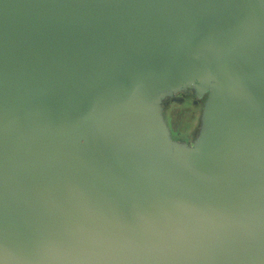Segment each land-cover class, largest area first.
Here are the masks:
<instances>
[{"label": "water", "instance_id": "water-1", "mask_svg": "<svg viewBox=\"0 0 264 264\" xmlns=\"http://www.w3.org/2000/svg\"><path fill=\"white\" fill-rule=\"evenodd\" d=\"M188 47L225 81L214 157L166 169L151 120L93 131ZM0 95L94 139L0 140V264H264V0H0Z\"/></svg>", "mask_w": 264, "mask_h": 264}, {"label": "rangeland", "instance_id": "rangeland-1", "mask_svg": "<svg viewBox=\"0 0 264 264\" xmlns=\"http://www.w3.org/2000/svg\"><path fill=\"white\" fill-rule=\"evenodd\" d=\"M184 57L183 73L164 77L157 83L152 81L142 95L131 99L122 93L113 113L99 109L93 131L106 136L110 128L126 122L128 117L151 120L158 127L164 150L163 157L158 156V163L163 162L166 169L172 171L183 166L196 153L199 157H214L219 149L216 135L221 131L227 95L225 81L217 74L203 79L200 68L195 69L194 48H185Z\"/></svg>", "mask_w": 264, "mask_h": 264}, {"label": "crops", "instance_id": "crops-1", "mask_svg": "<svg viewBox=\"0 0 264 264\" xmlns=\"http://www.w3.org/2000/svg\"><path fill=\"white\" fill-rule=\"evenodd\" d=\"M43 127L40 114L36 113L34 108L0 95V140L16 145L53 142L61 147L70 148V151L84 146L79 147L78 144L84 142L89 146L94 141L84 134L86 132L83 127L73 129L71 132L66 129L60 131V128L56 127Z\"/></svg>", "mask_w": 264, "mask_h": 264}]
</instances>
